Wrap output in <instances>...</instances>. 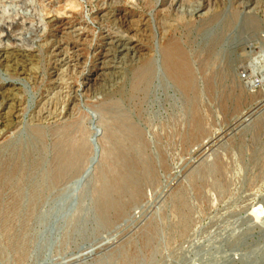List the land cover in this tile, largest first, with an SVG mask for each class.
Masks as SVG:
<instances>
[{"label":"rangeland","instance_id":"1","mask_svg":"<svg viewBox=\"0 0 264 264\" xmlns=\"http://www.w3.org/2000/svg\"><path fill=\"white\" fill-rule=\"evenodd\" d=\"M0 264H264V0H0Z\"/></svg>","mask_w":264,"mask_h":264},{"label":"bare ground","instance_id":"2","mask_svg":"<svg viewBox=\"0 0 264 264\" xmlns=\"http://www.w3.org/2000/svg\"><path fill=\"white\" fill-rule=\"evenodd\" d=\"M248 20V19H247ZM247 23V22H246Z\"/></svg>","mask_w":264,"mask_h":264}]
</instances>
